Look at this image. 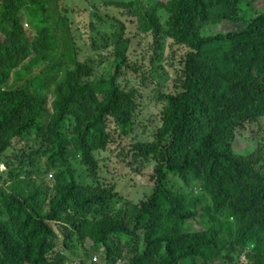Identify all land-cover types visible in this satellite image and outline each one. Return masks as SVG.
I'll use <instances>...</instances> for the list:
<instances>
[{"label": "trees", "instance_id": "trees-1", "mask_svg": "<svg viewBox=\"0 0 264 264\" xmlns=\"http://www.w3.org/2000/svg\"><path fill=\"white\" fill-rule=\"evenodd\" d=\"M259 1L114 4L158 50L171 40L185 51L174 90L159 92V126L122 153L134 175L152 169L154 190L136 203L99 179L81 184L68 165L80 157L100 178L97 155L136 131L140 91L117 83L136 71L130 39L114 44L110 78L96 79L99 63L78 60L60 0H0V156L21 152L15 180L0 186V264H71L58 234L64 249L77 236L80 264H93L96 246L108 264H239L245 250L246 264H264V146L242 158L234 141L264 117ZM38 156L54 172L47 185Z\"/></svg>", "mask_w": 264, "mask_h": 264}, {"label": "rangeland", "instance_id": "rangeland-1", "mask_svg": "<svg viewBox=\"0 0 264 264\" xmlns=\"http://www.w3.org/2000/svg\"><path fill=\"white\" fill-rule=\"evenodd\" d=\"M107 0H60L62 7L66 9V22L69 30L73 33L78 60H88L93 56L97 67L96 79H107L112 75L113 61H110L111 55L114 53V44L123 38L130 39L131 47L129 50V62L135 70L124 69L125 71L118 79L117 83L125 90L130 91L132 88L139 89L140 94L137 95L139 102V114L137 113L136 131H133L131 137L117 138L114 144H111L106 152H101L97 157L101 161V169L99 170L100 178H93L88 168L81 162V158L71 159L68 165L72 168L78 177V181L83 184L92 185L99 179L104 184L115 185L116 190L121 196L133 200L138 203L144 197L150 195L155 186L154 180L151 178V172L148 175L137 176L132 173L129 161L123 156L133 147L135 141L146 140L152 135V130L144 131V128L159 126L162 104L160 103L159 92H171L174 90V83L177 73L181 70V57L185 54L184 49H175L171 47V40H161L159 50L154 45L153 36L150 33L141 34L137 29L136 17L127 15V9L114 5L119 2H127V0H112L109 4ZM166 2L168 0H159ZM260 8L264 6V0L257 3ZM162 19V25L167 21L169 15L164 10L159 11ZM228 28V26H227ZM229 29V30H228ZM224 31L229 32L230 28ZM3 39V38H2ZM172 49H175L173 52ZM94 53V54H92ZM173 57V61H172ZM48 63H46L47 65ZM36 73L40 72V68L35 69ZM31 77V76H29ZM52 89V85H50ZM51 93V92H50ZM52 93L54 90L52 89ZM52 100V94L51 98ZM68 128H72L71 125ZM235 151L237 156L243 158L248 153L255 154L259 147L264 146V117L258 123L249 125L246 129L234 133ZM22 144H24L22 142ZM17 147H19L17 145ZM21 153L14 148L6 151L0 156V186L9 185L16 178L17 167L15 156ZM264 157V155H263ZM36 162H40L44 173L42 179L39 177V183L49 184L47 182L54 173L53 170L45 169V157L38 156ZM37 168V166H36ZM38 169L40 166L38 164ZM259 169L257 166L255 167ZM24 175V174H23ZM24 177V176H21ZM46 181V182H44ZM122 202H118L112 206L114 212L118 211ZM191 227H197L192 224ZM58 233V228L55 227ZM59 250H62L71 264H80V253L84 248L81 243L74 238L69 242L67 249L63 248V238L59 235ZM75 248L76 253H72ZM97 251L96 259L90 256V261L96 264L102 263L100 253ZM239 264H243V257H239ZM90 263V262H89ZM200 264V263H199ZM214 264H222L215 261Z\"/></svg>", "mask_w": 264, "mask_h": 264}, {"label": "clouds", "instance_id": "clouds-1", "mask_svg": "<svg viewBox=\"0 0 264 264\" xmlns=\"http://www.w3.org/2000/svg\"><path fill=\"white\" fill-rule=\"evenodd\" d=\"M50 178H53V174L50 176ZM50 180H52V179H50ZM74 238H77V236H75ZM73 238V239H74ZM77 241L79 242V243H81L80 241H79V239L77 238ZM81 246H82V243H81ZM96 248H99V249H95V250H93V252H92V254H91V257L93 256L94 257V260L96 259V257L94 256V255H96V252L97 251H100V250H102V252H100V253H97V254H100L101 255V257H102V263L101 264H108L109 262L110 263H112L111 261H109V257L107 256V254H106V250H105V248H103V247H97L96 246ZM74 253H76L77 254V252H76V250H75V248L72 250ZM246 252H249L248 250H245V251H243V253L240 255V257H243L244 259H243V264H246ZM90 257V258H91ZM90 262H92L93 264H96V263H94L95 261H90ZM114 264V263H113ZM115 264H121V261H117Z\"/></svg>", "mask_w": 264, "mask_h": 264}]
</instances>
